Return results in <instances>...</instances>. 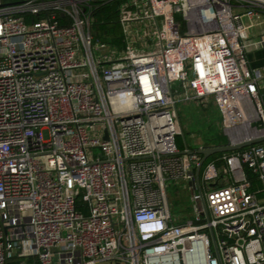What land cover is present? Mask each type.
Listing matches in <instances>:
<instances>
[{"label": "built area", "instance_id": "1", "mask_svg": "<svg viewBox=\"0 0 264 264\" xmlns=\"http://www.w3.org/2000/svg\"><path fill=\"white\" fill-rule=\"evenodd\" d=\"M260 50L264 0H0V264H264V142L176 143L191 100L264 136Z\"/></svg>", "mask_w": 264, "mask_h": 264}, {"label": "rangeland", "instance_id": "2", "mask_svg": "<svg viewBox=\"0 0 264 264\" xmlns=\"http://www.w3.org/2000/svg\"><path fill=\"white\" fill-rule=\"evenodd\" d=\"M252 56H250L251 60L254 57ZM263 63L264 60L257 57L253 59L251 67H256ZM248 66H250L249 63ZM177 111L179 122L182 126V133H179L176 137V143L180 149H184L185 143L193 149H198L208 144L226 143L227 138L220 126L221 114L213 101L206 107L200 106L193 100L179 101L177 103ZM168 193L172 213L175 215V222H182L190 217L189 194L175 187L169 188Z\"/></svg>", "mask_w": 264, "mask_h": 264}, {"label": "trees", "instance_id": "3", "mask_svg": "<svg viewBox=\"0 0 264 264\" xmlns=\"http://www.w3.org/2000/svg\"><path fill=\"white\" fill-rule=\"evenodd\" d=\"M114 12L115 7L113 4L102 7L96 14V21L94 25L97 31V35H99L103 41L118 45L121 40L117 35L118 24L116 23V16ZM219 155H221V153L215 154L211 157L214 158Z\"/></svg>", "mask_w": 264, "mask_h": 264}, {"label": "water", "instance_id": "4", "mask_svg": "<svg viewBox=\"0 0 264 264\" xmlns=\"http://www.w3.org/2000/svg\"><path fill=\"white\" fill-rule=\"evenodd\" d=\"M264 142V136L254 138L239 144L235 145H230V144H224V145H212V146H205L202 149L199 150V153L202 156V161L209 158L212 155L218 154V153H223V152H231L234 150H238L241 148H244L249 145L257 144Z\"/></svg>", "mask_w": 264, "mask_h": 264}, {"label": "crops", "instance_id": "5", "mask_svg": "<svg viewBox=\"0 0 264 264\" xmlns=\"http://www.w3.org/2000/svg\"><path fill=\"white\" fill-rule=\"evenodd\" d=\"M256 53V54H255ZM255 57V58H257V57H259V58H261V59H263L264 60V50H260V51H257V52H252V53H249V55H248V63H249V67H251L252 66V61H253V59H255L253 56ZM250 56H252L253 57V59L251 60L250 59ZM256 67H264V63L263 64H261V65H258V66H256ZM180 123V122H179ZM221 123V122H220ZM221 126V125H220ZM180 127L182 128V126H181V124H180ZM225 143H222V144H208L207 146H212V145H224ZM202 147H205V146H202ZM224 153H229V152H223V153H221V154H224ZM213 156V155H212ZM211 157V156H210ZM246 173H247V175H248V177H249V179L251 180V182H252V190H260L261 188H262V184H261V182L257 179V176L254 174V173H252L251 171H249L248 169H246ZM260 195H262V193H260Z\"/></svg>", "mask_w": 264, "mask_h": 264}, {"label": "bare ground", "instance_id": "6", "mask_svg": "<svg viewBox=\"0 0 264 264\" xmlns=\"http://www.w3.org/2000/svg\"><path fill=\"white\" fill-rule=\"evenodd\" d=\"M252 132H253V130L250 129L247 125L244 126L243 129H242V133H243L242 135L243 136L241 138L249 136Z\"/></svg>", "mask_w": 264, "mask_h": 264}]
</instances>
